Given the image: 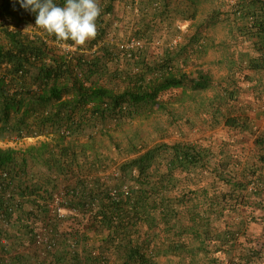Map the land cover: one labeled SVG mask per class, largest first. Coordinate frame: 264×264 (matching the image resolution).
<instances>
[{
	"label": "trees",
	"instance_id": "16d2710c",
	"mask_svg": "<svg viewBox=\"0 0 264 264\" xmlns=\"http://www.w3.org/2000/svg\"><path fill=\"white\" fill-rule=\"evenodd\" d=\"M113 1L106 0L101 5L96 22L98 33L93 43L105 33L102 16L112 10ZM54 2L63 6L65 0ZM241 3L242 11L237 13L247 21L243 30L254 38L252 47L256 52L249 53L245 64L246 68L258 71L264 68V0H242ZM28 18L35 20V14L22 9L17 0H0V137L42 135L48 128L56 137L54 143L42 146L0 148V209L7 226L6 229L3 225L0 227V250L7 251L12 228L22 232L24 240L29 237L27 244L35 264H108L109 256L114 257L117 264H155V258L164 253L173 255L174 264H216L213 254L231 245L232 231L227 227L217 231L212 222L200 214L197 204L190 202L187 193L171 194L170 188L177 186L178 177L164 179L172 170L203 166L204 152L189 144L160 143L122 161L116 173L118 183L106 186L95 174L89 177L73 172L75 167L81 168L78 156L88 159L92 155L94 161L86 160L87 167L98 168L99 154L91 143H62L67 134L72 137L83 134L85 129L99 122L132 117L142 104L157 102L159 92L182 86L186 75L171 71L170 52L153 63L139 54L140 61L133 64L140 62V67L136 66L140 70L128 72L123 88L116 90L101 83L108 68V49L89 58L81 54V59L77 58L72 64L53 49L57 42L55 37L44 32L45 37L30 38L16 27L9 28L10 23L18 26ZM138 48L129 49V57H133ZM151 71L154 77L148 79L146 73ZM231 72L233 69L224 79L231 80ZM189 82L192 90H205L211 86L212 79L208 72L198 70ZM225 92L227 89L223 86V92L217 97L221 102L228 98ZM228 95L231 97L232 92ZM225 122L239 126L234 116L226 118ZM258 143L263 148L259 157L264 161V139H258ZM167 150L171 152L167 172L161 176L163 182L155 181L152 166ZM32 163L51 173L71 172L76 177L70 185L62 187L67 205L75 210L67 215L71 226L63 232H57V226L53 228L55 245L49 249L36 247L32 232L46 217L52 194L59 186L49 174L35 178L30 170ZM223 182L233 188L217 192L218 195L208 201L217 214L229 207L225 201L234 197L232 191L240 192L245 186L241 179L228 177ZM188 191L198 193L196 189ZM201 192L206 195L207 189ZM87 217L96 221L95 230L102 234L98 255L86 250L88 241L81 225ZM158 226H162L161 231L166 234L165 251L156 245L158 242H152L160 230ZM250 256L243 260H249ZM9 262L7 264H11Z\"/></svg>",
	"mask_w": 264,
	"mask_h": 264
},
{
	"label": "rangeland",
	"instance_id": "374dc122",
	"mask_svg": "<svg viewBox=\"0 0 264 264\" xmlns=\"http://www.w3.org/2000/svg\"><path fill=\"white\" fill-rule=\"evenodd\" d=\"M241 2L114 0L112 10L102 16L105 33L96 43L91 39L84 46L70 48L67 45L72 42L67 45L55 42L56 47L53 48L72 64L77 62V58L81 59V54L89 58L108 49V68L101 83L116 90L123 88L128 72L140 70L136 67H140V62L133 64L140 61L139 54L153 63L163 58L167 51L170 52L171 71L186 75L182 86L159 92L157 102L142 104L132 117L99 122L85 129L83 134L73 137L67 134L62 143H91L99 154L98 168L90 170L87 167L86 160L94 161L92 155L88 159L78 156L81 168L75 167L73 172L89 177L95 174L106 186L118 183L116 173H119L117 170L122 161L160 143L189 144L204 152L206 161L203 166L195 165L188 170H172L165 174L166 163L171 156V149L167 150L161 153L152 170L155 181H162L164 174V179L178 177L179 182L176 180L177 186L170 188V193H187L190 202L197 204L200 214L207 217L217 231H222L224 227L232 231L231 245L213 254L216 264H247L248 260H243L245 256L251 255L249 260L258 259L264 249V161L259 157L263 148L258 143V139H264V68L258 71L246 68L247 56L256 52L252 47L254 38L243 30L247 21L237 13L242 11ZM99 3L101 7L106 0H99ZM15 27L30 38L38 35L45 37L44 31L35 26V20L29 18L18 26L9 24V28ZM130 39L141 44L133 57H129L130 50L121 47ZM231 69V80L224 79ZM198 70L211 76V86L205 90L190 88L189 78L196 77ZM146 77H154L153 72L146 73ZM223 86L227 89L224 94L228 96L226 102L217 99L223 92ZM229 91L232 92L231 97ZM232 116L239 126H230L225 122ZM55 137L56 134L49 128L42 135L0 137V148L42 146L54 143ZM30 165L35 178L49 174L59 188L67 187L76 179L71 172L51 173L41 165ZM228 177L241 179L245 186L240 192L232 191L234 197L225 201L229 207L224 213L217 214L211 210L208 201L218 195L217 192L233 188L223 182ZM188 189H196L198 193L192 194ZM202 189H207L206 195L201 192ZM95 223L92 218L83 219L81 231L88 241L86 250L98 255L102 234L95 230ZM51 226L54 229L57 226L56 231L63 232L71 226L69 217L63 220L54 218ZM161 227L158 226L160 230L152 242H158L156 245L165 251L167 245L163 241L166 234ZM3 228L7 226L3 225ZM170 238L172 240V236ZM25 239L30 241L29 237ZM108 261V264L118 263L112 256L108 257ZM155 264H174V257L160 254L155 258Z\"/></svg>",
	"mask_w": 264,
	"mask_h": 264
},
{
	"label": "clouds",
	"instance_id": "9594fccd",
	"mask_svg": "<svg viewBox=\"0 0 264 264\" xmlns=\"http://www.w3.org/2000/svg\"><path fill=\"white\" fill-rule=\"evenodd\" d=\"M20 7L35 14V26L49 37L68 47L84 46L98 33L101 13L99 0H65L63 6L54 0H17Z\"/></svg>",
	"mask_w": 264,
	"mask_h": 264
},
{
	"label": "built area",
	"instance_id": "2783aa9c",
	"mask_svg": "<svg viewBox=\"0 0 264 264\" xmlns=\"http://www.w3.org/2000/svg\"><path fill=\"white\" fill-rule=\"evenodd\" d=\"M139 46H141L140 41L130 39L121 47L129 50ZM64 194L65 191L63 188L57 189L52 194L46 217L32 232V236L34 239L33 242L36 247H46L49 249L54 246L55 232L51 226V220L54 218L64 219L69 213L75 212L73 208H69V206L67 205V202L64 199ZM2 225H5L4 212L0 209V227Z\"/></svg>",
	"mask_w": 264,
	"mask_h": 264
},
{
	"label": "crops",
	"instance_id": "0c3cea01",
	"mask_svg": "<svg viewBox=\"0 0 264 264\" xmlns=\"http://www.w3.org/2000/svg\"><path fill=\"white\" fill-rule=\"evenodd\" d=\"M10 239H7V242H10L6 252L0 250V264H35V258L30 255L32 250L29 251L30 246L27 244V241L22 239V232H19L16 229H9ZM258 259L252 258L248 260L247 264H264V249L263 253L260 256H257ZM9 262V263H10Z\"/></svg>",
	"mask_w": 264,
	"mask_h": 264
}]
</instances>
